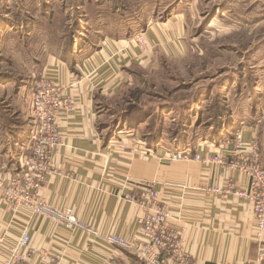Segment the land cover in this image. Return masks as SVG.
I'll use <instances>...</instances> for the list:
<instances>
[{
  "label": "crops",
  "instance_id": "crops-1",
  "mask_svg": "<svg viewBox=\"0 0 264 264\" xmlns=\"http://www.w3.org/2000/svg\"><path fill=\"white\" fill-rule=\"evenodd\" d=\"M146 34L151 44L160 39L154 27ZM104 40L92 51L86 47L85 55L74 62L51 54L41 58L29 83L24 80L19 84L14 75L0 73V165H6L3 173L19 167L20 154L29 143L36 82L47 72L58 82L75 83L70 91L77 108L62 115L63 144L40 196L55 205L71 207L104 234L129 237L140 232L138 217L143 209L126 196L138 194L136 185L153 182L171 213L169 226L180 232L184 246L198 264H240L255 259L264 252V234L262 238L256 236L252 203L235 194L214 195L204 190L212 184L246 186V176L194 159L196 154L214 153L225 140L194 143L190 135L183 141L159 133L150 142L146 136L151 132L143 135L141 125L133 128L123 117L116 121L114 111L104 113L108 107L102 104L116 94L125 75L130 76L129 68L149 58L147 50L132 46L128 39ZM255 130L244 129V142L256 138ZM233 142L226 146L232 147ZM172 154L187 158L174 160ZM28 215L22 210L14 216L0 195V233L7 238L0 247V264L21 235ZM30 226L34 251L27 257L28 263L145 264L136 254L40 217L32 219Z\"/></svg>",
  "mask_w": 264,
  "mask_h": 264
},
{
  "label": "rangeland",
  "instance_id": "rangeland-1",
  "mask_svg": "<svg viewBox=\"0 0 264 264\" xmlns=\"http://www.w3.org/2000/svg\"><path fill=\"white\" fill-rule=\"evenodd\" d=\"M139 35L149 58L129 68L104 113L139 123L150 142L224 139L218 149L252 127L264 167V0H0V73L21 84L48 54L74 62L106 37L140 49Z\"/></svg>",
  "mask_w": 264,
  "mask_h": 264
},
{
  "label": "built area",
  "instance_id": "built-area-1",
  "mask_svg": "<svg viewBox=\"0 0 264 264\" xmlns=\"http://www.w3.org/2000/svg\"><path fill=\"white\" fill-rule=\"evenodd\" d=\"M147 40L142 35L135 38L136 45L146 51ZM70 85L58 82L49 73L42 75L36 82L32 102L31 128L28 147L19 157V167L14 172H5L6 165H0V195L14 216L26 210L28 220L21 235L3 257V264L28 263L31 247L30 223L34 218H42L70 231H82L88 236L113 244L125 251L136 254L145 264H198L188 248L184 246L179 231L169 226L171 213L161 202L160 192L153 182L144 181L136 185L138 194L126 198L136 202L143 212L138 217L140 232L132 236L115 233H102L84 221L71 207L58 206L46 201L39 191L53 172L54 161L63 144L60 122L63 114L75 111V96ZM259 147L255 139L246 143L239 133L229 149L220 147L207 155L196 154L194 159L202 165H220L237 170L246 176V186L237 187L234 183L212 184L204 187L214 195L235 194L252 203L256 216V236L264 234V167L259 159ZM174 160L187 158L184 154H172ZM6 235L0 233V247L6 243ZM59 260V255H55ZM240 264H264V252L250 261Z\"/></svg>",
  "mask_w": 264,
  "mask_h": 264
},
{
  "label": "trees",
  "instance_id": "trees-1",
  "mask_svg": "<svg viewBox=\"0 0 264 264\" xmlns=\"http://www.w3.org/2000/svg\"><path fill=\"white\" fill-rule=\"evenodd\" d=\"M137 121H138V120H137ZM135 123H136V122H135ZM138 124H139V123H138ZM138 124H137V125H138Z\"/></svg>",
  "mask_w": 264,
  "mask_h": 264
}]
</instances>
